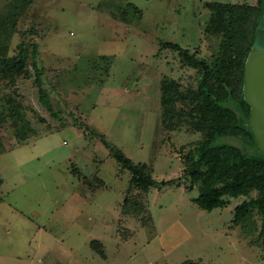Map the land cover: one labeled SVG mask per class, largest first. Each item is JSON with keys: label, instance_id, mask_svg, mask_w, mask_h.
<instances>
[{"label": "rangeland", "instance_id": "1", "mask_svg": "<svg viewBox=\"0 0 264 264\" xmlns=\"http://www.w3.org/2000/svg\"><path fill=\"white\" fill-rule=\"evenodd\" d=\"M208 3L259 0H0V264H37L28 254L40 225L60 232L42 254L55 264H264L260 212L233 222L247 195L208 211L190 177L139 189L99 136L158 180L181 176L204 133L192 103L167 108L162 92L177 84L188 93L198 72L160 44L212 61L228 35L207 29ZM255 51L264 53V20ZM78 182L100 193L79 213L65 200Z\"/></svg>", "mask_w": 264, "mask_h": 264}, {"label": "trees", "instance_id": "2", "mask_svg": "<svg viewBox=\"0 0 264 264\" xmlns=\"http://www.w3.org/2000/svg\"><path fill=\"white\" fill-rule=\"evenodd\" d=\"M208 7L212 13L207 29L228 35L221 41L218 54L212 61L199 57L177 42L162 41L160 44V49L177 51L181 63L198 72L197 88L183 93L179 85L167 84L162 92L167 108L175 101L192 103L193 125L204 133L185 160L181 176L158 180L145 163L134 162L103 134L99 136L122 167L131 172V183L139 189H161L190 177L191 188L196 185L199 188L196 203L208 211L229 205L230 197L247 195L235 205L233 222L240 224L252 217L257 209L262 216L259 236L264 238V148L252 124L253 110L245 94L246 65L261 32L264 0H259L257 5L208 3ZM36 71L42 101L49 104L44 93L42 70L37 66ZM235 140L258 150L259 154L249 153ZM85 181L93 184L90 178ZM99 182H103L102 178ZM253 190L260 194L249 197ZM177 264L195 262L187 258Z\"/></svg>", "mask_w": 264, "mask_h": 264}, {"label": "crops", "instance_id": "3", "mask_svg": "<svg viewBox=\"0 0 264 264\" xmlns=\"http://www.w3.org/2000/svg\"><path fill=\"white\" fill-rule=\"evenodd\" d=\"M131 3L136 5L139 9H141L134 2H131ZM35 137H37V136L35 135ZM3 151H0V153L3 152ZM4 184H5L4 179L0 178V191H1V188L4 186ZM75 187H76L75 191H72L71 194H69L68 197L65 200L67 201V204L70 201V203L72 205V209L79 213V212L84 210L85 206L86 207H88V206L90 207V205L92 206V204L95 202L94 198L99 196L100 193L91 190L86 182H78V184H76ZM233 198L234 197H230V200L233 199ZM2 201H3V198H2V195H0V203ZM55 216H56V214L53 215V217H55ZM75 220H76V218L74 217L70 221V223H72V224L75 223ZM67 226H71V225L68 224ZM42 227L43 226H41V225L37 227V233H36V236H37L36 240L37 241L35 243H32V241L30 242V245L32 246V251H30V254H28V253H24V254L25 255L28 254L29 257H31L32 262H36V260H37V264H55V261H53V259H51L50 256L47 255V257L46 256L43 257L42 254H43L44 250H47V251L52 250V248L50 247V242L52 241V239L55 240L56 236H58V234H60V232L59 231H54L53 229L52 230L48 229V231H46ZM44 233H47V234L44 236ZM78 236L82 239V242H84V240H83L84 237H81L80 235H78ZM97 240L99 241V239H97ZM97 240H92V242H91L92 246H93V242H95ZM67 249H68V253H69V255H68L69 258H67V259L69 261L70 260L74 261V257L77 254H76V252H74L73 245H71L70 249L69 248H67ZM175 249L176 248H173L171 250V252L175 253ZM24 254H21V255H24ZM88 258H89V256H88ZM102 260L105 261L106 259L102 256ZM89 264H94V263L92 262V263H89Z\"/></svg>", "mask_w": 264, "mask_h": 264}, {"label": "water", "instance_id": "4", "mask_svg": "<svg viewBox=\"0 0 264 264\" xmlns=\"http://www.w3.org/2000/svg\"><path fill=\"white\" fill-rule=\"evenodd\" d=\"M245 94L252 106V124L264 148V53L252 52L246 65Z\"/></svg>", "mask_w": 264, "mask_h": 264}]
</instances>
